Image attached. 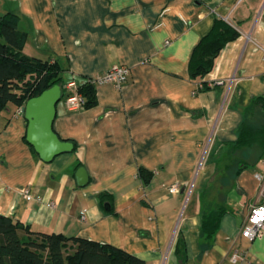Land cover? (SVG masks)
Returning <instances> with one entry per match:
<instances>
[{
    "label": "crops",
    "instance_id": "crops-1",
    "mask_svg": "<svg viewBox=\"0 0 264 264\" xmlns=\"http://www.w3.org/2000/svg\"><path fill=\"white\" fill-rule=\"evenodd\" d=\"M8 12L21 17L25 54L65 67L68 91L118 65L131 73L121 87L96 86L92 108L70 110L61 100L54 130L77 152L50 163L27 142L20 106L7 107L0 115V214L37 232L116 246L147 264L227 263L234 250L244 255L241 264H264V236L241 237L259 203L263 161L206 193L216 157L227 156L245 110L264 96V0H0V18ZM216 18L241 36L205 78L217 86L201 91L189 63ZM79 162L85 186L78 185ZM140 168L153 173L148 184ZM209 204L227 209L212 237L203 230Z\"/></svg>",
    "mask_w": 264,
    "mask_h": 264
},
{
    "label": "trees",
    "instance_id": "trees-1",
    "mask_svg": "<svg viewBox=\"0 0 264 264\" xmlns=\"http://www.w3.org/2000/svg\"><path fill=\"white\" fill-rule=\"evenodd\" d=\"M20 20V15L12 12L5 13L0 18V115L10 104L25 106L30 99L40 96L57 84L63 88L62 100L70 95L65 83L66 69L59 61L42 60L25 54L27 34L20 31ZM240 36L237 28L222 18H216L211 31L195 47L189 71L191 79L202 85L201 91L217 86H211L205 78L214 71L226 46ZM79 91L85 108H92L97 104L96 86L93 83L82 81ZM238 133L237 141L229 144L227 156L216 157V175L211 189L206 190L208 195H213L215 184L226 187L228 180H234L242 171L263 160L264 96L254 98L245 110L244 121ZM251 150L259 153L255 162L240 157L244 151ZM72 152H77L75 144ZM81 166L82 163L79 162L77 168ZM139 175L145 184L153 177V173L145 168L139 169ZM213 207L209 204L203 215V230L207 237H212L217 232L221 218L227 212L224 206ZM176 252L180 259L186 258V244L182 238L178 241ZM0 264L147 263L116 246L62 234L37 232L14 217L0 214Z\"/></svg>",
    "mask_w": 264,
    "mask_h": 264
},
{
    "label": "water",
    "instance_id": "water-1",
    "mask_svg": "<svg viewBox=\"0 0 264 264\" xmlns=\"http://www.w3.org/2000/svg\"><path fill=\"white\" fill-rule=\"evenodd\" d=\"M62 98L63 88L57 84L25 105L24 117L28 122L26 140L46 163L74 149L72 142L61 139L54 130L57 106ZM76 177L79 186L89 183L88 172L83 166L78 169Z\"/></svg>",
    "mask_w": 264,
    "mask_h": 264
},
{
    "label": "built area",
    "instance_id": "built-area-1",
    "mask_svg": "<svg viewBox=\"0 0 264 264\" xmlns=\"http://www.w3.org/2000/svg\"><path fill=\"white\" fill-rule=\"evenodd\" d=\"M130 73L131 70L129 67L118 65L111 68L108 72L101 76L87 78L86 80L90 81L95 86L111 83L121 87L128 81ZM210 85L214 86L212 83H210ZM79 87L80 84L77 82H72L70 84V95L67 98V104L70 110H79L84 108V100L81 92L79 91ZM198 88L201 89L202 85H198ZM24 112L25 106H20L18 108L17 114L23 116ZM257 177L261 182V187L258 194L259 203L251 207L245 224L241 230V237L250 241L260 239L264 236V174H258ZM170 191L172 193H178V185H173L170 188ZM26 194L29 196L28 191H26ZM243 258L244 256L241 252L234 250L227 259V263L223 262L219 264H241Z\"/></svg>",
    "mask_w": 264,
    "mask_h": 264
},
{
    "label": "rangeland",
    "instance_id": "rangeland-1",
    "mask_svg": "<svg viewBox=\"0 0 264 264\" xmlns=\"http://www.w3.org/2000/svg\"><path fill=\"white\" fill-rule=\"evenodd\" d=\"M243 155L242 156H240L241 158L243 157V158H246V159H248L250 162H255L257 159H258V155H259V153L257 152V151H254V150H251V151H244L243 153H242ZM263 163H264V158H263ZM226 175V174H225ZM229 175H231V174H229ZM233 180V179H232ZM232 180L231 181H225L228 185H230V183H232ZM244 256V255H243Z\"/></svg>",
    "mask_w": 264,
    "mask_h": 264
}]
</instances>
